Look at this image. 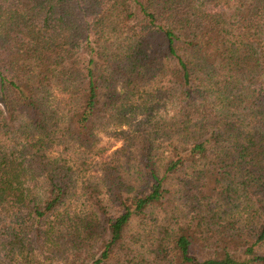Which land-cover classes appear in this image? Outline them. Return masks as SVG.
<instances>
[{
  "label": "trees",
  "instance_id": "obj_1",
  "mask_svg": "<svg viewBox=\"0 0 264 264\" xmlns=\"http://www.w3.org/2000/svg\"><path fill=\"white\" fill-rule=\"evenodd\" d=\"M0 264H264V0H0Z\"/></svg>",
  "mask_w": 264,
  "mask_h": 264
},
{
  "label": "rangeland",
  "instance_id": "obj_2",
  "mask_svg": "<svg viewBox=\"0 0 264 264\" xmlns=\"http://www.w3.org/2000/svg\"><path fill=\"white\" fill-rule=\"evenodd\" d=\"M120 144H117L115 148L119 147Z\"/></svg>",
  "mask_w": 264,
  "mask_h": 264
}]
</instances>
